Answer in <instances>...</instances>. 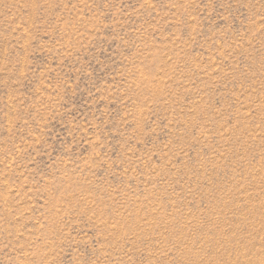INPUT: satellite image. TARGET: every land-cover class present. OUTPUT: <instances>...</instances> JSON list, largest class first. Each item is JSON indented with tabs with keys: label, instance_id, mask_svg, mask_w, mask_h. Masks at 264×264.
I'll list each match as a JSON object with an SVG mask.
<instances>
[{
	"label": "rangeland",
	"instance_id": "rangeland-1",
	"mask_svg": "<svg viewBox=\"0 0 264 264\" xmlns=\"http://www.w3.org/2000/svg\"><path fill=\"white\" fill-rule=\"evenodd\" d=\"M0 264H264V0H0Z\"/></svg>",
	"mask_w": 264,
	"mask_h": 264
}]
</instances>
